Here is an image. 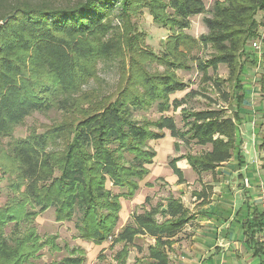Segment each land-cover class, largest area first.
<instances>
[{
    "label": "trees",
    "instance_id": "trees-1",
    "mask_svg": "<svg viewBox=\"0 0 264 264\" xmlns=\"http://www.w3.org/2000/svg\"><path fill=\"white\" fill-rule=\"evenodd\" d=\"M215 2L212 16L204 20L209 33L201 37V44L212 46L216 53L199 63V70L206 76L209 67L217 70L224 64L230 78L236 77L243 65V49L254 39L261 42L264 64V34H260L264 0ZM206 10L203 0H0V137L12 136L17 125L35 112L55 108L73 113L75 93L95 77L99 61L123 60L128 54L130 58L129 68L121 70L125 79L116 98L104 100L81 118L73 114L42 133L32 131L0 156V183L6 179L10 190L8 201L0 207V264L85 263L82 253L36 262L53 240L43 239L31 226L24 232L21 225L33 223L50 208L57 222L74 221L84 241L131 245L139 237L154 239L149 247L151 264H170L169 251L176 237L195 215L182 199L170 196L165 204L133 213L119 229L121 201L136 197L157 157L148 144L164 139L165 131L178 141L176 149L180 143L209 148L170 161L179 184L187 181L176 165L181 159L201 177L234 156L235 114L226 109H183L179 127L166 114L182 107L184 100L171 97L185 91L187 84L171 70L157 74L148 69L154 62L188 69L183 58L174 56L188 39L183 32L190 28L191 19ZM143 12L170 33L165 47L173 57L168 51L160 56L146 44L147 35L133 22ZM120 25L127 29V36L118 32ZM222 83L214 82L219 93ZM242 83L238 86L243 90ZM258 84L264 101V66ZM222 97L228 102V93ZM243 101L240 95L236 104ZM154 108L157 119L137 117ZM259 148L264 151V135ZM204 192L194 196L205 198ZM260 217L248 221L247 229L250 247L264 255V213ZM9 226L12 230L7 233Z\"/></svg>",
    "mask_w": 264,
    "mask_h": 264
},
{
    "label": "rangeland",
    "instance_id": "rangeland-1",
    "mask_svg": "<svg viewBox=\"0 0 264 264\" xmlns=\"http://www.w3.org/2000/svg\"><path fill=\"white\" fill-rule=\"evenodd\" d=\"M37 2L39 0H32ZM55 1V0H50ZM66 2L67 0H62ZM216 0H203L206 4V12L203 15H196L191 19L190 28L185 30L188 36L185 43L180 46V52L176 53V56L183 58L185 67H177L171 69L168 64L154 62L152 65H148V69L157 74H162L165 71L171 70L179 77L180 80L187 84L185 91L178 92V94L171 97L174 99L184 100L182 107L178 111H170L166 115L173 116L178 123L179 127H182L183 122L181 121V114L183 109L188 111H202L210 108L214 109H226L227 113L236 116V132L240 147H242V153L244 156L249 154L251 160L255 157V150L252 148L253 145L259 148L261 142V133L264 130V101L260 96V89L258 84V78L261 75L262 67H259V60L255 61L253 43L257 39L250 40L249 43L243 49L242 68L240 72H237L230 78L229 69L226 65L221 64L217 70L212 67L207 69V75L205 76L202 71L199 70V63H206L216 53L212 46L201 44V37L208 34V29L204 24L206 17L212 16L213 8ZM260 19L262 14H259ZM133 22H136L138 30L147 35L146 44L150 45L155 53L164 55L165 52L171 54V50L166 48V43L169 41L167 29L160 27L153 22L152 17L148 12H143L137 18H133ZM118 23V21H117ZM116 25H119L117 24ZM118 32L127 36V29L123 28L122 25ZM260 34H264V29H260ZM171 36V35H170ZM169 36V37H170ZM168 49V50H167ZM127 52V51H126ZM173 57V55H172ZM258 57V56H257ZM174 59V58H173ZM172 59V60H173ZM252 59V60H251ZM130 58L129 54L125 55L123 60H103L97 63V74L93 79H90L89 84L81 87L75 93V111L77 107L80 111L75 113H67L66 111L51 109L46 112H35L31 116L27 117L23 123L17 125L12 136L0 137V156L3 152H9L18 139L28 137L32 131L42 133L46 131L48 127L57 126L63 121L70 119V116L81 118L84 114L89 113L93 108H96L98 104L109 101L118 95V90L125 79L122 73V68H129ZM264 66V64H262ZM261 66V65H260ZM241 67V66H240ZM129 73V71H128ZM212 77V80L207 79ZM242 79V81H241ZM215 80L221 81L222 93L216 89L214 84ZM242 83L243 90L238 86ZM245 84L247 87L253 86L255 90L245 93ZM223 92L228 93L229 100L225 102L222 94ZM240 95L244 96V99H248L246 102L243 101L241 105L236 104ZM245 99V100H246ZM249 104V105H248ZM137 117H144L146 119L155 120L159 117L156 108L150 110L148 113L137 114ZM264 135V133H263ZM165 138L157 141H150L148 144L149 148L154 149L157 152V157L154 163L150 165V174L145 178L140 185V189L137 191L134 199L122 198V218L124 219L128 215L133 213L142 212L143 209H150L152 206L158 203H164L170 196L181 198L185 195L183 200L186 208L190 209L191 212L196 211L198 206L192 207V200L195 198L194 193L197 192V188L200 186L195 183V175L187 181L193 188L187 189L184 193L175 194L170 189L174 186L173 177L175 174L171 166L170 161L175 158H179L186 154H202L209 150L208 147L190 146L186 147L183 143H180L179 148H175V144L178 143L168 131H165ZM242 143L246 145V148L242 146ZM244 147V148H243ZM260 156L263 157L264 165V152L259 151ZM259 156V155H258ZM185 159V158H184ZM181 159V160H184ZM180 160V161H181ZM179 161V162H180ZM7 164L6 160H3ZM177 162V163H179ZM183 164L180 162L178 165ZM188 164V162H187ZM182 166V165H181ZM264 167V166H263ZM1 176V171H0ZM197 182L204 180V178H196ZM8 181L3 179L0 183V207L4 206L8 201L7 192L10 193L8 188ZM178 184V183H177ZM111 188V185L109 184ZM116 193L120 190L113 189ZM194 214V213H193ZM195 221L190 222L189 226L176 237V243L173 245L172 250L169 251L170 264H188L191 262L188 259L193 254L191 247L195 243L193 241V231L190 229ZM36 228L38 234L45 240L52 241L55 246L51 243L45 247L40 253L41 256L36 262H47L50 263L52 260H60L65 255L71 253H82L85 256L84 264H151L149 258V247L155 244V241L145 237H139L134 244L126 243H113L112 240L108 242L98 244L96 242L84 241L77 235V230L74 221H64V223L57 222L56 214L54 209L50 208L44 214L39 215L34 219V222L26 225L22 224L21 229L27 231L28 227ZM119 226V225H118ZM12 226L6 228L7 233H10Z\"/></svg>",
    "mask_w": 264,
    "mask_h": 264
},
{
    "label": "crops",
    "instance_id": "crops-1",
    "mask_svg": "<svg viewBox=\"0 0 264 264\" xmlns=\"http://www.w3.org/2000/svg\"><path fill=\"white\" fill-rule=\"evenodd\" d=\"M255 52L259 67H263L261 54ZM244 88L245 93L255 90L253 86L247 87V84ZM245 99L246 102L248 99ZM261 135L263 136V132ZM239 141L238 139L233 158L218 167L214 173L201 175V178H204L202 181H196V178L200 177L193 172L186 159L180 161L183 162L180 166V162L176 164L183 171L186 180L197 175L195 183L200 186L196 190L197 193L205 189L204 193L208 195L205 198L196 196L192 200V207L198 206V209L193 211L194 214L191 212L195 215L196 224L190 227L195 243L191 247L193 254L188 257L191 261L188 264H262L264 261L263 253L256 254L250 247L251 233L247 229L248 221L255 218L259 221L260 215L264 213L261 201L264 165L259 152L262 150L253 145L255 157L251 160L249 154L243 155ZM242 146L246 148L244 143ZM172 180L175 189L170 190L174 194H182L193 188L187 186L191 184L188 181L179 184L176 176ZM185 198L184 195L180 199L184 202ZM130 217L131 215H128L123 219L122 215L120 216L119 229L125 226Z\"/></svg>",
    "mask_w": 264,
    "mask_h": 264
},
{
    "label": "built area",
    "instance_id": "built-area-1",
    "mask_svg": "<svg viewBox=\"0 0 264 264\" xmlns=\"http://www.w3.org/2000/svg\"><path fill=\"white\" fill-rule=\"evenodd\" d=\"M252 45H253V48L261 54V51H262L261 42L257 40ZM261 192H262L261 201H262V205L264 206V188L263 187L261 189Z\"/></svg>",
    "mask_w": 264,
    "mask_h": 264
}]
</instances>
